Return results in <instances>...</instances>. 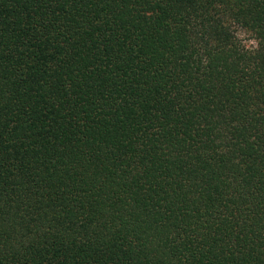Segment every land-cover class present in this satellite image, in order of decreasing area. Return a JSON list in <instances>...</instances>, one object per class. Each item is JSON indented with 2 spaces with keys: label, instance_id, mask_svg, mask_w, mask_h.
<instances>
[{
  "label": "trees",
  "instance_id": "obj_1",
  "mask_svg": "<svg viewBox=\"0 0 264 264\" xmlns=\"http://www.w3.org/2000/svg\"><path fill=\"white\" fill-rule=\"evenodd\" d=\"M0 264H264V0H0Z\"/></svg>",
  "mask_w": 264,
  "mask_h": 264
},
{
  "label": "rangeland",
  "instance_id": "obj_2",
  "mask_svg": "<svg viewBox=\"0 0 264 264\" xmlns=\"http://www.w3.org/2000/svg\"><path fill=\"white\" fill-rule=\"evenodd\" d=\"M240 37L242 38L243 42L248 46H255L256 42L253 38H250L248 34L240 33Z\"/></svg>",
  "mask_w": 264,
  "mask_h": 264
}]
</instances>
